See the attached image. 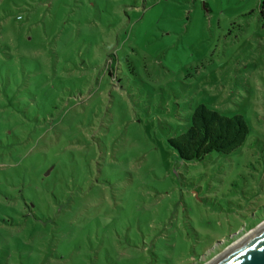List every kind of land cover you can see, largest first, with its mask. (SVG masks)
I'll list each match as a JSON object with an SVG mask.
<instances>
[{
	"label": "rangeland",
	"instance_id": "374dc122",
	"mask_svg": "<svg viewBox=\"0 0 264 264\" xmlns=\"http://www.w3.org/2000/svg\"><path fill=\"white\" fill-rule=\"evenodd\" d=\"M263 0H0V264H210L264 225ZM229 155L169 144L198 105Z\"/></svg>",
	"mask_w": 264,
	"mask_h": 264
},
{
	"label": "trees",
	"instance_id": "16d2710c",
	"mask_svg": "<svg viewBox=\"0 0 264 264\" xmlns=\"http://www.w3.org/2000/svg\"><path fill=\"white\" fill-rule=\"evenodd\" d=\"M259 17L264 31V0L259 5ZM182 127L185 130L169 144L184 164L203 162L213 153L229 155L245 143L249 134L240 116L224 117L202 104L191 113L189 126Z\"/></svg>",
	"mask_w": 264,
	"mask_h": 264
},
{
	"label": "water",
	"instance_id": "95a60500",
	"mask_svg": "<svg viewBox=\"0 0 264 264\" xmlns=\"http://www.w3.org/2000/svg\"><path fill=\"white\" fill-rule=\"evenodd\" d=\"M210 264H264V225Z\"/></svg>",
	"mask_w": 264,
	"mask_h": 264
}]
</instances>
